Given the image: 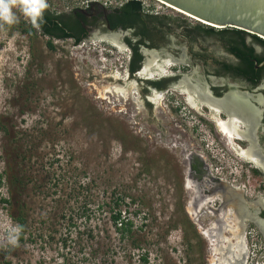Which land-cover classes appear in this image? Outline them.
Wrapping results in <instances>:
<instances>
[{
  "label": "rangeland",
  "instance_id": "rangeland-1",
  "mask_svg": "<svg viewBox=\"0 0 264 264\" xmlns=\"http://www.w3.org/2000/svg\"><path fill=\"white\" fill-rule=\"evenodd\" d=\"M123 1L99 3L118 8ZM143 1L154 9L151 15L166 17L165 34H154L160 48L152 51L158 58L151 66L145 60L144 73L155 81L180 75L168 79L164 92L152 89L164 95L152 110L141 99L142 86L127 79L132 51L124 39L125 47L115 45L104 38L110 34L104 30L79 45L51 39L18 7L13 8L18 23L0 24V121L10 131V138L0 131V175L7 168L5 152L12 147L17 155L20 149L18 170L26 185L14 198L16 212L26 217L16 247L7 244L6 236L17 223L10 206L0 203V264H256L251 257L264 239L247 220L255 208H264V167L257 164L264 162L260 130L255 161L245 155L250 143L220 132L218 124L227 123L228 115L196 97L194 107L180 82L192 75L214 95L224 86H231L225 95L251 91L218 73L215 61L236 63L222 37L200 33L201 22L156 0ZM92 2L51 0L49 8L66 15ZM247 43L264 56V48L250 36ZM240 123L234 126L246 131ZM191 154L209 167V191L231 187L216 191L196 212L190 205L197 186L187 179ZM227 192L251 206L242 203L245 214L239 216L227 210L231 227L219 233L210 207L216 208L220 198L229 200ZM8 196L4 181L0 199ZM117 211L134 222L131 237L123 239L115 231L111 217ZM235 216L245 225L239 240ZM209 231L219 238L208 236Z\"/></svg>",
  "mask_w": 264,
  "mask_h": 264
},
{
  "label": "trees",
  "instance_id": "trees-1",
  "mask_svg": "<svg viewBox=\"0 0 264 264\" xmlns=\"http://www.w3.org/2000/svg\"><path fill=\"white\" fill-rule=\"evenodd\" d=\"M150 9H146L143 0H128L123 3L120 8H117L112 14L108 16V21L113 29H133L134 33L132 38L126 39L125 42L131 48V60L128 66L129 73L134 75L141 68L143 62V56L140 52L141 46H147L148 48H160V46L154 42L155 33L151 31L150 23H153L156 32L164 34L162 31L166 27V17L151 15ZM83 18V17H82ZM67 27L65 19L50 14L45 11L44 23L40 30L44 36H48L51 39L68 40L71 39L74 44L79 45L85 40L84 35H71L66 32L63 27ZM76 26H80L78 23ZM196 30L206 36L222 37L225 40V49L228 53L234 54L239 62L237 64H229L225 62L215 61L217 65H220L225 73L232 74L233 76H256L261 75L263 70H256L255 66L264 61V56H260L255 52V48L247 43V37L251 36L255 43L264 48V40L255 36L249 35L243 30L235 28H214L204 24H199ZM25 33H31V31L22 30ZM34 32V31H33ZM136 39L134 43L132 40ZM50 49H54L51 42L48 43ZM165 84V81H148L147 88H161ZM143 89L147 92L148 89ZM0 131L10 138V131L3 126L0 121ZM20 150V149H19ZM16 155L15 149L10 147L9 151H6L7 156L4 175H0V189L3 186L4 181H7V193L8 198H1L0 203L5 206H10L11 217L17 223V226H21L22 231L26 229V217L23 214L16 212L17 204L15 202V192L23 191L26 187L25 180L18 170V157L20 151ZM19 154V155H18ZM22 193V192H21ZM121 199V203H122ZM120 202V201H119ZM119 206V205H117ZM112 223L115 227V231L120 234L121 238L131 237L134 229V222L130 217H126V212L117 211L111 217ZM22 238V234L20 235ZM143 260L146 262V258Z\"/></svg>",
  "mask_w": 264,
  "mask_h": 264
},
{
  "label": "flooded vegetation",
  "instance_id": "flooded-vegetation-1",
  "mask_svg": "<svg viewBox=\"0 0 264 264\" xmlns=\"http://www.w3.org/2000/svg\"><path fill=\"white\" fill-rule=\"evenodd\" d=\"M50 1L51 0H47L48 9L46 11H47V13L53 14L51 12L50 8H49ZM121 5H120V7H121ZM120 7H118V8H120ZM116 9H117L116 7H107L103 3L92 2L89 5H86L85 8H79V7L74 8L69 14H66V15H64V14L63 15L62 14H55V15L56 16H59V17H61L63 19H65L66 24H67V27L65 26V27H63V29L66 32L70 33L71 35H84L85 36V39H87L96 30H104L106 32L123 30L121 28H119V29H113L111 27L109 21H108V16L110 14H112ZM107 22H108V24L110 26V29H108L106 27V23ZM78 23H80V26H76ZM127 30L132 31V34L131 35H133V33H134V30L133 29H127ZM151 31L153 33H155V34H158L159 33V32H156L155 30H153L152 28H151ZM162 31L165 34V28ZM110 34H111V32H110ZM159 34H162V33H159ZM130 38H132V37L127 36L124 40L130 39ZM121 42H122V40H121ZM145 47L148 48L147 46H145ZM148 49L153 50L154 48H148ZM140 52L142 54V48H140ZM255 52H256V49H255ZM131 53H130V56L128 57V66H129L130 60H131ZM230 55H231V57L233 59H235V61H236L235 64H237L239 62L238 58L234 54H230ZM142 56H143V54H142ZM161 60H162V58H161ZM179 63H181V62H179ZM182 63H184V62H182ZM225 63H227V62H225ZM143 64H144V66H143ZM145 66H146V62H145V57L143 56V62H142V65H141L140 70L138 72H136L134 75H131L129 73V70H128V76H127V79L128 80L135 81L136 83L140 84L142 86V89H145V88H147V86H149V85H147V82L148 81H155V80L151 79V77H148L147 72L144 73V70H145L144 67ZM217 66L219 67V70H218L219 71L218 72L219 74H223L224 77L225 76L231 77L232 79H234L236 81L244 82L249 87V89L251 91V95H249V96H251V97H246V98H248V105L251 106L252 103H253V104L256 105L255 108L260 109L261 112H262L261 123H260V126L258 127L257 131L260 130V133H261L260 140L262 142H264V67L260 68L261 70H263L261 72V75L258 74L256 76H249L248 75V76H238L237 77V76H233L232 74L225 73L224 70L221 68L220 65H217ZM256 70H259V69H256ZM179 76H180L179 74H175V75L170 76V77H166V76H163L162 77V76H159V77H157L156 81H158V82L165 81V84H166L169 80H174V79H176ZM165 84L161 88H147L148 89L147 92H144L143 91V95H142V98L141 99L144 102V104H145L146 107H148L151 110L156 107L157 98H160V97H162L164 95H154V92L152 91V89L153 90H158L159 92H164L168 88V86L165 87ZM229 88H231V86H226V87L224 86V87H222V89L215 88L214 91H216V95H213V96L216 99H224L226 96H229V95H225L226 94L225 91H228ZM218 91H219V93H218ZM220 91H224V92L223 93H220ZM183 96H185V95H183ZM259 99L261 100V104L257 101ZM203 105L205 107L209 108L205 104H203ZM255 108H254V110H255ZM214 112H216V111H214ZM217 113H225V114H227L226 111H221V112H217ZM218 127H219V124H218ZM257 131L255 133V135H256L255 137L259 141V137L257 135ZM220 132L222 134H224L226 136V138L229 139V137H227V135H226L227 133L226 132L223 133L222 130H221V128H220ZM247 142L249 143V141H247ZM187 169H188L187 170V179H190L191 181H193L195 183V185L197 186V188H196L197 189L196 195H195V197L193 199V202L191 203L190 206L193 207V205L196 204L197 207H199L200 204H202L203 201L205 203L206 202H211L210 200H207V199L211 195H214L215 196L216 191L214 192V190H213L214 188H212L211 191H209L208 188H207V186H206V184H208V182H206V179H207V177H210L211 174H210V171H209V167L204 162L203 158L200 157V156H198V155H196V154H191L188 157V167H187ZM217 190H218V188H217ZM238 197L239 196H237V197H234L233 196V197H231V199H229V200L227 199V201H234L235 202L237 200H240V199H238ZM217 198L218 197L214 198V201H217L218 200ZM219 200H220L219 201V204H215L216 208L211 207L214 210V213L212 212L211 215H209V216H211L213 218V221L215 223H218L217 231L219 233H221L222 230H223V227L222 226H223V224H224V222L226 220V219H222V217H221L222 214L221 213L224 212V210H228L231 217L236 212H237L238 216L240 214L237 211V209L236 210H229L227 208V201L224 200V198L223 199L220 198ZM200 208H203V207L201 206V207L197 208V210L200 209ZM208 214H210V211H208ZM258 217L264 223V208L261 207L260 210L258 209ZM247 222H250L251 225L255 226L257 228V230H258V233H259L258 236L260 238L264 239V233L261 230L259 224L254 219H251V218L248 219ZM226 223H227V220H226ZM229 228L230 227H227V229H229ZM224 230H226V229L224 228ZM249 235H251V234L249 233Z\"/></svg>",
  "mask_w": 264,
  "mask_h": 264
},
{
  "label": "bare ground",
  "instance_id": "bare-ground-1",
  "mask_svg": "<svg viewBox=\"0 0 264 264\" xmlns=\"http://www.w3.org/2000/svg\"><path fill=\"white\" fill-rule=\"evenodd\" d=\"M157 1L163 5H166L167 7L179 12V13H182L183 15H186L187 17H190V18L198 21L197 19L193 18L192 16H190V15H188V14H186V13H184L178 9H175L172 6L164 4L163 2H161L159 0H157ZM198 22H200V21H198ZM205 24L209 25L207 23H205ZM104 38L110 39L115 45L125 47L124 43H120V38H121L120 33L119 34L118 33L117 34L116 33L115 34L114 33L113 34H107V35H105ZM145 53H148V52L145 51ZM157 58H158V54L156 52H154V51L150 52V56L146 60L147 66H149V65L151 66V65L155 64ZM180 85H183L186 88L188 96H189V99H188L189 103L194 104V107H197L195 102L193 103V101L196 97V98H198L200 103L205 104L206 106H208L213 111H219V112L226 111V113L228 114V117H229V121L227 123L220 122L219 126L222 128L223 131H225L227 134H229L230 139H232L235 135L240 139L249 141V143L251 144V148L248 152L245 153V155L248 156L251 160H256L258 158L257 156H255V155H257L255 152L256 151L261 152V150H260V147L258 146V143L256 142L257 138L255 137L256 136L255 131L258 129V127L260 125L259 113H261V110L257 109V108H255V110L253 108H250V106L248 105V98H246V97H251V96H249V94H247V93L241 94V92L240 93L239 92H233L231 95L229 94L230 96H226L224 99H216L213 96L214 94L212 93L210 86H208L204 83L202 84V82L200 80H194L192 75L184 76L180 82ZM257 101L261 104L260 99ZM236 120H238L243 125H245L246 131H244V132L240 131L239 129H237L234 126V122ZM257 164L260 165L261 167H264L263 161H258ZM225 191L223 193H226ZM232 195L233 194L231 192H227V194H225L224 196H226V197L229 196V198L231 199ZM230 203H234V201H230ZM242 203H243V201H242ZM246 205H248L247 208L251 206L250 204H246ZM197 208H199V207H196V210H197ZM228 212H227V210H224V212L221 213L222 219L226 218ZM238 212H239V214L243 213L242 207H240V210H238ZM243 214H245V213H243ZM257 215H258V212L255 208L254 211L251 212V214L249 215V218L254 219L259 224L261 230L264 233V223ZM242 221H244V220H242ZM235 222H236L235 225L239 229V233L237 234L238 235L237 239L239 240L242 236L243 229L245 228V225H244V223H242L240 221L238 216H235ZM223 226L225 229H227V227H231L229 224L226 223V220H225ZM224 228H223V230H224ZM231 230L235 231V228H233V229L231 228ZM208 236L215 238L216 236H218V233H216L215 231H212V232L209 231ZM217 238H219V236L216 237V239ZM211 241H212V239H211Z\"/></svg>",
  "mask_w": 264,
  "mask_h": 264
},
{
  "label": "water",
  "instance_id": "water-1",
  "mask_svg": "<svg viewBox=\"0 0 264 264\" xmlns=\"http://www.w3.org/2000/svg\"><path fill=\"white\" fill-rule=\"evenodd\" d=\"M164 4L174 7L198 21L209 24L207 26L214 28H235L243 30L250 35H255L264 40V0H159ZM106 27L110 29L108 22ZM111 34H121V38L125 39L127 36L132 34L130 30H118L110 31ZM136 40L133 39V42ZM142 54L145 57V60L150 56L152 50L141 46ZM147 51L148 53H145ZM150 59V58H149ZM264 67V61L255 66L256 69ZM231 95V94H230ZM229 95V96H230ZM256 105L252 103L250 108H255ZM260 115V123L262 118V112ZM260 126V125H259ZM190 181V179H188ZM230 189L231 187H221L215 191H221L222 193ZM214 191V192H215ZM236 202V203H235ZM237 209L240 210L242 205L241 200L235 201ZM230 201L227 203V205ZM248 203V202H246ZM250 204V203H249ZM197 205H193V209L196 211ZM211 211L214 213V210L210 207ZM258 216V215H257ZM218 227V223H216ZM239 264L237 260L235 263Z\"/></svg>",
  "mask_w": 264,
  "mask_h": 264
},
{
  "label": "clouds",
  "instance_id": "clouds-1",
  "mask_svg": "<svg viewBox=\"0 0 264 264\" xmlns=\"http://www.w3.org/2000/svg\"><path fill=\"white\" fill-rule=\"evenodd\" d=\"M18 7L22 15L39 30L44 23V13L48 9L47 0H0V24L13 25L19 22L13 8ZM21 226H14L6 236L11 247L18 246Z\"/></svg>",
  "mask_w": 264,
  "mask_h": 264
},
{
  "label": "built area",
  "instance_id": "built-area-1",
  "mask_svg": "<svg viewBox=\"0 0 264 264\" xmlns=\"http://www.w3.org/2000/svg\"><path fill=\"white\" fill-rule=\"evenodd\" d=\"M95 1H96V2H99V0H95ZM127 1H128V0L123 1L122 4L125 3V2H127ZM144 5H145V8H146L147 10H148V9L151 10L150 13H153V10H154V9H153L151 6H148L147 3H144ZM250 236H251V235H250ZM251 238H253L254 240H256V242H259V240H258L257 237H254V236L252 237V236H251ZM260 242H262V241H260ZM263 255H264V246L258 248L257 251H256V253H254V254L252 255L251 258H253V260H256V264H264V258L261 259ZM260 259H261V261H260Z\"/></svg>",
  "mask_w": 264,
  "mask_h": 264
}]
</instances>
